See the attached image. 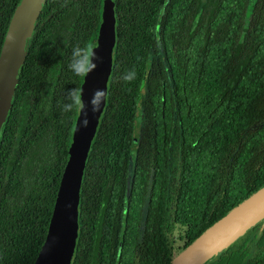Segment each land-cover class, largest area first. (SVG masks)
<instances>
[{
	"label": "trees",
	"instance_id": "obj_1",
	"mask_svg": "<svg viewBox=\"0 0 264 264\" xmlns=\"http://www.w3.org/2000/svg\"><path fill=\"white\" fill-rule=\"evenodd\" d=\"M112 1L69 264H168L264 185V0ZM17 2L0 0V47ZM101 7L45 0L33 24L0 132V264H32L43 242L77 115L62 109L82 82L68 65ZM262 223L204 264H264Z\"/></svg>",
	"mask_w": 264,
	"mask_h": 264
},
{
	"label": "water",
	"instance_id": "obj_2",
	"mask_svg": "<svg viewBox=\"0 0 264 264\" xmlns=\"http://www.w3.org/2000/svg\"><path fill=\"white\" fill-rule=\"evenodd\" d=\"M44 2L18 0L7 26L0 47V132L24 59L26 42ZM114 39L113 2L103 0L95 38V51L99 57L94 61L97 68L82 78L79 87L83 91L82 99L86 105L84 112H87L89 125L87 128L81 125L84 113L77 112L47 230L32 264L70 263L77 234V204L82 170L104 106L102 104L101 110L93 113L90 99L95 90L106 91ZM263 218L264 185L178 251L168 264H204Z\"/></svg>",
	"mask_w": 264,
	"mask_h": 264
},
{
	"label": "clouds",
	"instance_id": "obj_3",
	"mask_svg": "<svg viewBox=\"0 0 264 264\" xmlns=\"http://www.w3.org/2000/svg\"><path fill=\"white\" fill-rule=\"evenodd\" d=\"M96 45L94 42H86L83 46L77 45L72 50L71 60L68 65L69 69L78 77L86 78L91 72L97 68V64L94 62L99 57L95 51ZM136 77L134 70L126 72L122 79L125 82H131ZM83 91L79 87L71 88L67 91L68 102L63 105L64 112H71L75 109L77 112L84 113V119L81 125L85 128L89 125L87 119V112H84L86 105L82 99ZM108 93L105 90L97 89L93 92L92 98L90 99V105L92 112L96 113L101 110V105L107 101ZM75 130H78L76 128Z\"/></svg>",
	"mask_w": 264,
	"mask_h": 264
},
{
	"label": "rangeland",
	"instance_id": "obj_4",
	"mask_svg": "<svg viewBox=\"0 0 264 264\" xmlns=\"http://www.w3.org/2000/svg\"><path fill=\"white\" fill-rule=\"evenodd\" d=\"M137 115L139 116V113H137ZM138 119H137V123L135 124V128H134V134H136L137 132V127H138Z\"/></svg>",
	"mask_w": 264,
	"mask_h": 264
},
{
	"label": "flooded vegetation",
	"instance_id": "obj_5",
	"mask_svg": "<svg viewBox=\"0 0 264 264\" xmlns=\"http://www.w3.org/2000/svg\"><path fill=\"white\" fill-rule=\"evenodd\" d=\"M102 1H103V0H102ZM111 1H112V0H111ZM112 2H113V1H112ZM263 225H264V223H262V224L260 225V227L263 226Z\"/></svg>",
	"mask_w": 264,
	"mask_h": 264
},
{
	"label": "crops",
	"instance_id": "obj_6",
	"mask_svg": "<svg viewBox=\"0 0 264 264\" xmlns=\"http://www.w3.org/2000/svg\"><path fill=\"white\" fill-rule=\"evenodd\" d=\"M263 219H264V218H263ZM263 219H261V220H263ZM261 220H260V221H261ZM260 221H258V222H260ZM258 222H257V223H258ZM254 225H255V224H254ZM251 227H252V226H251ZM240 236H241V235H240ZM240 236H239V237H240Z\"/></svg>",
	"mask_w": 264,
	"mask_h": 264
}]
</instances>
